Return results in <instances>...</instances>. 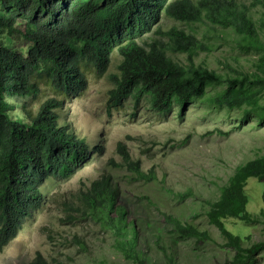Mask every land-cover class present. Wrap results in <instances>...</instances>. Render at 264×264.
Instances as JSON below:
<instances>
[{
  "label": "trees",
  "instance_id": "16d2710c",
  "mask_svg": "<svg viewBox=\"0 0 264 264\" xmlns=\"http://www.w3.org/2000/svg\"><path fill=\"white\" fill-rule=\"evenodd\" d=\"M258 3L264 5L263 0H0V28H7L9 35L17 32L30 44L26 53H20L0 42V251L43 205L47 180L71 177L93 151L102 152L98 143L90 142L89 148L86 137L70 127L63 97L84 91L87 72L105 75L114 52L122 61L119 74L112 76L110 103L126 99L137 104L147 98L154 111L169 113L178 106L182 116L189 103L207 97L216 106L244 109L245 118L254 113L263 119L264 14L255 18L250 7ZM164 14L185 24L208 20L213 28L232 30L238 46L259 52L254 70L228 67L231 73H219L196 65L195 58L207 45L179 27L162 34ZM154 32L163 37L150 38ZM170 53L186 54L188 64L174 60ZM222 84L225 89L209 92V86ZM118 151L124 168L140 172L141 162L132 160L124 143L118 144ZM251 178L264 182V155L237 166L220 188L219 198L207 202L209 222L226 238V246L235 250L234 258L223 264H254L264 250V240L244 246L224 222L259 220L247 210L245 189ZM119 199V187L104 175L67 203L66 220L75 223L72 213L101 219L118 234L117 247L127 260L158 264ZM136 218L141 226H149L142 216ZM168 219L176 222L173 233L198 242L210 238L208 231L193 224ZM76 239L73 242L82 245ZM166 257L165 264H175L173 256ZM30 264L52 263L37 254Z\"/></svg>",
  "mask_w": 264,
  "mask_h": 264
},
{
  "label": "rangeland",
  "instance_id": "374dc122",
  "mask_svg": "<svg viewBox=\"0 0 264 264\" xmlns=\"http://www.w3.org/2000/svg\"><path fill=\"white\" fill-rule=\"evenodd\" d=\"M250 7L255 18L263 17V4ZM172 27L197 34L207 45L195 58L196 65L231 73L228 67L254 70L259 60V52L238 46L232 30L213 28L208 20L195 26L164 14L159 30L164 34ZM149 37L163 36L154 32ZM1 41L20 53H26L30 46L17 32L9 35L5 27L0 28ZM170 56L188 64L184 53H170ZM121 61L120 54L114 52L105 75L87 72L84 91L63 97L64 118L70 127L86 137L89 148L90 142L98 143L103 147L102 152L93 151L92 158L71 177L52 178L44 183L43 205L0 251V264H30L37 254L52 264H136L122 255L117 247L118 234L106 228L101 219H82L72 213L75 223L66 220L67 203L104 175L110 176L119 187V205L128 210L127 219L135 222L140 240L147 241L153 261L165 264L168 255L174 257L175 264H223L234 258L235 250L226 246V238L209 222L207 202L219 198L220 188L237 166L264 155V116L261 119L251 113L245 118L244 109L216 106L207 97L189 103L182 116L178 106L169 113L154 111L147 98L137 104L126 99L121 104L110 103L112 76L119 74ZM225 88L224 84L212 85L208 90L216 93ZM121 142L132 160L141 162L140 172L124 168L118 151ZM245 192L247 210L259 220L246 223L228 218L224 222L230 233L242 238L244 246H250L264 240V182L249 179ZM139 215L149 226H141L135 220ZM168 216L208 231L209 240L198 242L173 233L176 222ZM75 237L81 239L82 245L73 242ZM256 259L254 264H264V250Z\"/></svg>",
  "mask_w": 264,
  "mask_h": 264
}]
</instances>
